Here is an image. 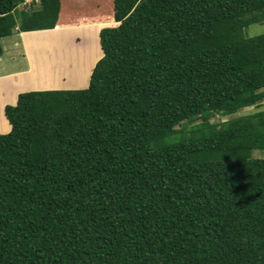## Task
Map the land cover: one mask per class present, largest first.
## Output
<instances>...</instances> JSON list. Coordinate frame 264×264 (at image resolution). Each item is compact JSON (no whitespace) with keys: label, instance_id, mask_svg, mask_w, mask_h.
I'll return each instance as SVG.
<instances>
[{"label":"trees","instance_id":"1","mask_svg":"<svg viewBox=\"0 0 264 264\" xmlns=\"http://www.w3.org/2000/svg\"><path fill=\"white\" fill-rule=\"evenodd\" d=\"M262 22L264 0H0V56L75 25L102 49L87 87L5 106L0 264H264Z\"/></svg>","mask_w":264,"mask_h":264},{"label":"rangeland","instance_id":"2","mask_svg":"<svg viewBox=\"0 0 264 264\" xmlns=\"http://www.w3.org/2000/svg\"><path fill=\"white\" fill-rule=\"evenodd\" d=\"M22 7V6H21ZM77 7L74 3V7ZM21 9V8H20ZM17 15L20 19L21 10ZM98 24L75 25L47 30L18 32L3 40L4 53L0 57V131L10 130L5 115L6 104H15L18 94L27 90L49 88H84L89 85L91 71L102 55ZM250 35L264 32V22L252 24ZM5 73V75H4ZM264 105V101L262 102ZM258 107L247 106L239 111L210 118L211 122L253 112ZM184 121L176 127L182 131L198 122ZM170 140H173L171 138ZM254 155L264 156L255 149Z\"/></svg>","mask_w":264,"mask_h":264},{"label":"crops","instance_id":"3","mask_svg":"<svg viewBox=\"0 0 264 264\" xmlns=\"http://www.w3.org/2000/svg\"><path fill=\"white\" fill-rule=\"evenodd\" d=\"M14 35H15V34H14ZM14 35H12V36H14ZM12 36H11V37H12ZM3 40H4V39H3ZM4 50H6V49H4ZM3 53H4V52H3ZM2 55H3V54H2ZM2 55H1L0 57H2ZM4 75H5V73H4Z\"/></svg>","mask_w":264,"mask_h":264}]
</instances>
